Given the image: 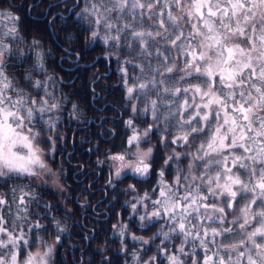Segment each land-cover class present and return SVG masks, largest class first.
Segmentation results:
<instances>
[{"label":"snow or ice","instance_id":"obj_1","mask_svg":"<svg viewBox=\"0 0 264 264\" xmlns=\"http://www.w3.org/2000/svg\"><path fill=\"white\" fill-rule=\"evenodd\" d=\"M13 7L0 0V264H56L68 228L32 182L56 177L43 157L63 140L55 129L70 99L56 90L71 76L49 73L51 49L35 37L25 44ZM65 11L89 33L86 44L115 50L102 54L116 57L123 106L131 108L126 146L108 157L115 168L108 186L128 173L142 184L155 177L142 194L136 184L121 189L137 193L124 201L138 215L136 226L155 228L147 238L130 235L141 246L131 264H264V0H75ZM70 54L78 63L80 53L68 49L61 60ZM78 111L73 103L69 118L79 119ZM149 115L141 129L135 120ZM42 141L51 144L47 153ZM42 186L56 185L36 183ZM50 228L55 243L44 238ZM112 228L127 254L129 224L118 220ZM153 244L155 254L144 259L141 249Z\"/></svg>","mask_w":264,"mask_h":264},{"label":"trees","instance_id":"obj_2","mask_svg":"<svg viewBox=\"0 0 264 264\" xmlns=\"http://www.w3.org/2000/svg\"><path fill=\"white\" fill-rule=\"evenodd\" d=\"M33 2L34 0H10L14 6L12 10L21 17L20 27L22 35L25 36V44L30 43L33 37L40 39L45 50L51 49V56L46 57L49 73L55 75L57 79L69 80L71 76L69 83L60 84L56 90L57 96L67 95L70 99L69 103L63 105V110L59 113L61 120L55 129V134L62 136L63 140L56 141L59 150L49 156L56 177L47 179L42 177L39 180L40 183L45 180L48 183L50 180L48 185L56 186H48L41 190L36 187L35 181L32 182L33 188L41 194V202L49 201L56 205L52 214L68 228V233L62 237V246L68 251L71 259L79 258L76 264H105V258L110 264H131L133 248L141 246L137 241L131 240L130 235L147 238L155 228L145 231L136 226L138 215L130 216L131 207L125 205L124 201L131 200L137 193L123 192L121 189L129 184H136L139 193L142 194L155 183V177L142 184L128 173L127 178L119 181L116 187L107 184L110 175L115 171L113 162L108 157L122 152L126 146V133L131 134L130 130L124 127V121L131 115V108L123 106L127 102L124 99V87L118 83L121 77L115 71L118 66L116 57H105L102 54L115 50L101 43H85V37L89 33L74 23L75 12L80 11L82 3L75 12H67L65 9L71 8L75 0H61L60 7L51 9L49 5L55 4L57 0H40L35 7H30ZM57 13H63L65 20L62 21ZM49 21H52L51 25ZM69 33L76 37L74 41L67 38ZM65 49H68L69 53L79 52L81 56L79 62H75L76 57L71 54L61 60V57L65 56ZM123 58L122 54L121 59ZM153 63L155 64V61ZM133 71L139 74L138 69L129 67V73ZM104 72H108V75L97 80L96 77ZM93 90L98 95L94 96ZM73 103L79 106L76 113L79 119L69 118ZM135 123L143 129L151 123V116L135 120ZM151 140L155 144L157 136L153 135ZM40 147L47 151L51 144L42 141ZM176 150L183 151L181 148ZM163 151L160 149L157 152V164L163 162L161 155ZM98 160L104 163L99 164ZM23 183L29 181L24 180ZM65 209L68 210L67 214ZM118 220L129 224V235L123 239L128 248L127 254L118 251L121 248V238L113 234L112 225ZM43 222L49 223L48 220ZM47 234L55 239L54 229L50 228ZM85 236L91 238L84 239ZM175 243L179 244V241ZM155 244L151 246L155 247Z\"/></svg>","mask_w":264,"mask_h":264},{"label":"rangeland","instance_id":"obj_3","mask_svg":"<svg viewBox=\"0 0 264 264\" xmlns=\"http://www.w3.org/2000/svg\"><path fill=\"white\" fill-rule=\"evenodd\" d=\"M44 150V149H43ZM47 150V149H46ZM49 150L45 151V153H47ZM43 159L45 160V162L50 166V168L52 169V165H51V161L49 160V156L48 155H45L43 157ZM54 172V171H53ZM47 178H52V177H46ZM41 180V178H40ZM36 182H39V181H36ZM50 182V180H49ZM49 182L47 183V185L49 184ZM48 187V186H42V187H39L41 190ZM46 196L49 197V194L46 193ZM34 218V217H33ZM44 238L46 240H48L50 243H55V239L54 237H52L51 235L45 233L44 235ZM71 252H73L72 250H69ZM73 256V255H72ZM55 260H56V264H76L78 263L77 260H79V258H76V257H72V259L69 257V254H68V251L66 249H64L63 246H58V251L56 253V257H55ZM60 261H63V263H60Z\"/></svg>","mask_w":264,"mask_h":264},{"label":"flooded vegetation","instance_id":"obj_4","mask_svg":"<svg viewBox=\"0 0 264 264\" xmlns=\"http://www.w3.org/2000/svg\"><path fill=\"white\" fill-rule=\"evenodd\" d=\"M173 175H175V173H173ZM166 178L168 179H171V177H167V174H166ZM156 243H159V240L155 241ZM145 247H149L151 248L152 250L151 251H144L143 249H141V256L144 258V259H147L148 257L152 256L155 254V247L154 246H145ZM135 249H140V247H135L133 248V250Z\"/></svg>","mask_w":264,"mask_h":264}]
</instances>
